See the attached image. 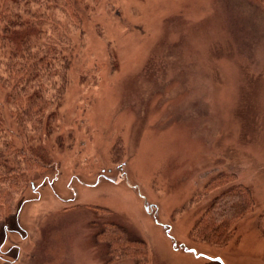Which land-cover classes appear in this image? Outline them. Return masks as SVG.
Here are the masks:
<instances>
[{
	"label": "rangeland",
	"instance_id": "obj_1",
	"mask_svg": "<svg viewBox=\"0 0 264 264\" xmlns=\"http://www.w3.org/2000/svg\"><path fill=\"white\" fill-rule=\"evenodd\" d=\"M87 4L57 128L33 147L46 165L0 229V264H141L108 255L110 223L147 264H218L186 249L264 264V0ZM224 194L253 205L210 242L199 223Z\"/></svg>",
	"mask_w": 264,
	"mask_h": 264
},
{
	"label": "trees",
	"instance_id": "obj_2",
	"mask_svg": "<svg viewBox=\"0 0 264 264\" xmlns=\"http://www.w3.org/2000/svg\"><path fill=\"white\" fill-rule=\"evenodd\" d=\"M88 1L92 8L100 2ZM90 9L87 0H0V229L26 202L17 204V196L30 188V174L46 165L33 147L42 143L45 131L57 128L55 110L64 100L73 63L72 37L83 35L81 11L87 15ZM220 200L199 223L210 242L230 240L234 221L253 205L246 195L224 194ZM107 226L97 239L110 243L108 255L116 261L120 257L114 253L124 251L147 264L143 243L125 237L121 225Z\"/></svg>",
	"mask_w": 264,
	"mask_h": 264
},
{
	"label": "flooded vegetation",
	"instance_id": "obj_3",
	"mask_svg": "<svg viewBox=\"0 0 264 264\" xmlns=\"http://www.w3.org/2000/svg\"><path fill=\"white\" fill-rule=\"evenodd\" d=\"M190 250L195 251V252H191ZM185 251L193 253L197 257H203V258H207V259L209 258L210 261L218 263V264H227L226 261L224 259L220 258V257H211V256L205 255V254H197L195 249H188V250L186 249Z\"/></svg>",
	"mask_w": 264,
	"mask_h": 264
},
{
	"label": "water",
	"instance_id": "obj_4",
	"mask_svg": "<svg viewBox=\"0 0 264 264\" xmlns=\"http://www.w3.org/2000/svg\"><path fill=\"white\" fill-rule=\"evenodd\" d=\"M191 252H195V251H192V250H190Z\"/></svg>",
	"mask_w": 264,
	"mask_h": 264
}]
</instances>
